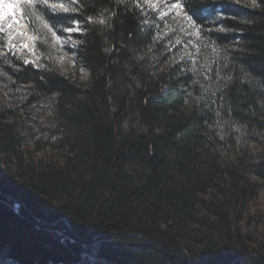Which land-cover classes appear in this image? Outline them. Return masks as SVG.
<instances>
[{
  "label": "trees",
  "instance_id": "16d2710c",
  "mask_svg": "<svg viewBox=\"0 0 264 264\" xmlns=\"http://www.w3.org/2000/svg\"><path fill=\"white\" fill-rule=\"evenodd\" d=\"M181 1L204 68L141 0H72L83 79L0 54L4 264H264V0Z\"/></svg>",
  "mask_w": 264,
  "mask_h": 264
},
{
  "label": "rangeland",
  "instance_id": "374dc122",
  "mask_svg": "<svg viewBox=\"0 0 264 264\" xmlns=\"http://www.w3.org/2000/svg\"><path fill=\"white\" fill-rule=\"evenodd\" d=\"M3 1L0 0V11H3L4 4L16 3V0H8L6 3ZM141 1H145L158 14L155 31L160 48L165 52H171L174 60L185 59L190 67L204 68L216 49L202 38L198 24L185 12L182 1ZM235 1L247 5L256 4V0ZM53 4H63L68 11L64 12L59 7L53 11L51 7ZM18 8L23 18L16 13V8L14 15L10 14L5 20H0V54L15 53L36 67H42L44 58L38 48V42H40L43 46H51L52 59L63 73L78 76L80 79L85 78L86 71L76 61V34L81 31V26L78 23L77 30V23H69L67 17L73 11L72 0H47V5L44 0H34L33 5L25 2ZM52 14H60L61 17L57 19L52 17ZM13 20L18 23H13ZM38 32H43L44 35L40 37ZM238 144H242L241 147L246 145L241 139L238 140ZM255 144L250 143L249 147L254 149ZM256 206L264 210V188ZM4 263L8 262L0 260V264Z\"/></svg>",
  "mask_w": 264,
  "mask_h": 264
},
{
  "label": "snow or ice",
  "instance_id": "6c2138e0",
  "mask_svg": "<svg viewBox=\"0 0 264 264\" xmlns=\"http://www.w3.org/2000/svg\"><path fill=\"white\" fill-rule=\"evenodd\" d=\"M27 3L28 5H33L34 0H16L15 4L12 3H6L3 5V11H0V20H5L10 14L14 15V10L21 4V3ZM45 4L47 5V0H44ZM53 11H55L57 9V7H59L60 9H62L64 12H67L68 9L64 7L63 4H53L51 5ZM173 7H176V5H173ZM91 19V18H90ZM189 19H191L189 17ZM13 23H18V21L13 20ZM77 23V30H78V22ZM11 25H9L10 27ZM25 47H27V45H25ZM25 63H28V61H25Z\"/></svg>",
  "mask_w": 264,
  "mask_h": 264
},
{
  "label": "bare ground",
  "instance_id": "6f19581e",
  "mask_svg": "<svg viewBox=\"0 0 264 264\" xmlns=\"http://www.w3.org/2000/svg\"><path fill=\"white\" fill-rule=\"evenodd\" d=\"M8 0H4L3 2H7ZM16 13H18L19 15H20V17L21 18H23V15H22V13H21V11H20V9L17 7V12ZM23 20V19H22ZM31 36V35H30ZM34 50V49H33Z\"/></svg>",
  "mask_w": 264,
  "mask_h": 264
},
{
  "label": "water",
  "instance_id": "95a60500",
  "mask_svg": "<svg viewBox=\"0 0 264 264\" xmlns=\"http://www.w3.org/2000/svg\"><path fill=\"white\" fill-rule=\"evenodd\" d=\"M66 222H67V224L70 226V223H69V221L68 220H66ZM191 264V263H190Z\"/></svg>",
  "mask_w": 264,
  "mask_h": 264
}]
</instances>
